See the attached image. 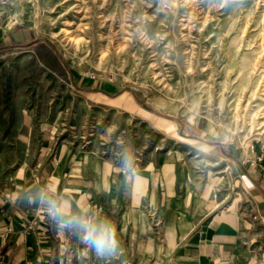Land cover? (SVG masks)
Listing matches in <instances>:
<instances>
[{"label":"rangeland","instance_id":"rangeland-1","mask_svg":"<svg viewBox=\"0 0 264 264\" xmlns=\"http://www.w3.org/2000/svg\"><path fill=\"white\" fill-rule=\"evenodd\" d=\"M28 127L109 169L181 151L227 192L202 144H264V0H0V192L35 168Z\"/></svg>","mask_w":264,"mask_h":264},{"label":"crops","instance_id":"crops-1","mask_svg":"<svg viewBox=\"0 0 264 264\" xmlns=\"http://www.w3.org/2000/svg\"><path fill=\"white\" fill-rule=\"evenodd\" d=\"M36 137L28 127L35 168L0 192V264H264V174L245 146L202 144L227 164V192L217 194L181 151L126 171L76 144L55 143L48 131ZM52 202L65 214L54 216ZM151 208L166 235L160 258ZM85 217L116 227V255L97 256L69 224Z\"/></svg>","mask_w":264,"mask_h":264},{"label":"clouds","instance_id":"clouds-1","mask_svg":"<svg viewBox=\"0 0 264 264\" xmlns=\"http://www.w3.org/2000/svg\"><path fill=\"white\" fill-rule=\"evenodd\" d=\"M66 206H57L52 202L50 211L54 216L65 214ZM83 232L85 243L100 257L114 256L119 250L117 229L108 222H96L91 218H74L69 221Z\"/></svg>","mask_w":264,"mask_h":264},{"label":"built area","instance_id":"built-area-1","mask_svg":"<svg viewBox=\"0 0 264 264\" xmlns=\"http://www.w3.org/2000/svg\"><path fill=\"white\" fill-rule=\"evenodd\" d=\"M244 145L249 151L253 152V154H254L253 157H251V158L248 157L247 161L252 166L260 167V169L262 170V172L264 174V144H261V146H260L261 148H260V152L259 153L257 152V148H256L255 144H244Z\"/></svg>","mask_w":264,"mask_h":264}]
</instances>
